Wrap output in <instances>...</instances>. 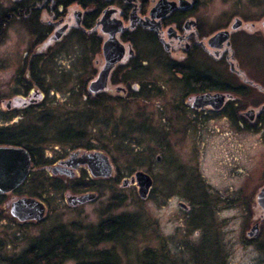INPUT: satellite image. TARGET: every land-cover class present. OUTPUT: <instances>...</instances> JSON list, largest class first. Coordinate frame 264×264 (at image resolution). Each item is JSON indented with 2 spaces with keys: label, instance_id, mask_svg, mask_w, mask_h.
Wrapping results in <instances>:
<instances>
[{
  "label": "rangeland",
  "instance_id": "obj_1",
  "mask_svg": "<svg viewBox=\"0 0 264 264\" xmlns=\"http://www.w3.org/2000/svg\"><path fill=\"white\" fill-rule=\"evenodd\" d=\"M198 1L199 14L207 16L215 27L230 24L234 16L257 26L264 18V0ZM18 36L21 35L11 33L2 41L0 65L8 64L13 54L6 51L11 47L23 49L20 43L24 41L14 43ZM250 42L249 52L243 57L252 66L249 70L261 67L257 80L264 85V50ZM157 70L160 72H151V82L161 80L162 88L134 104L119 100L96 107L94 103L72 99L55 105L57 114L48 128L50 132L39 141L27 142L37 146L30 147L33 153L42 154L40 167L59 155L94 149L108 157L112 173L107 178L91 177L84 182L87 175L83 172L73 179L60 176L46 180L40 168L33 170V177L46 180L43 186L39 187L40 180L30 179L16 193L1 199L0 264H12L29 246L60 228L82 241L81 255L88 251L96 256L106 250L114 264L263 263V253L246 245L244 239L249 225L258 217L253 196L264 177V122L258 129L231 134L225 122L220 125L214 121L218 127L213 133L182 136L174 107L179 84L163 69ZM9 76L8 69L0 70V129L6 128L5 134L33 124L28 119L15 124L3 114L4 104L15 89L3 80ZM67 90L68 87L60 88L55 94L65 95ZM77 94L78 91L74 95ZM245 103L247 107L264 106V98L256 100L248 93ZM47 111L53 112L49 108ZM95 145L99 147H91ZM136 171L153 180L152 192L145 200L139 199L137 189L130 184L122 186ZM85 192L94 193L95 200L83 206H67V197ZM20 196L43 199L47 208L43 219L20 225L12 220L7 215L9 205ZM120 216L132 221L131 230L116 241L91 246L87 236L96 225L105 218ZM263 239L264 230L260 241Z\"/></svg>",
  "mask_w": 264,
  "mask_h": 264
},
{
  "label": "flooded vegetation",
  "instance_id": "obj_2",
  "mask_svg": "<svg viewBox=\"0 0 264 264\" xmlns=\"http://www.w3.org/2000/svg\"><path fill=\"white\" fill-rule=\"evenodd\" d=\"M157 1L0 0V46L11 33L21 35L14 41L15 45L24 41L20 43L24 44L23 49L11 47L7 50L6 54L13 55L8 64L0 65V70L3 72L8 69L10 75L6 80L3 79L4 82L15 88L4 104L3 114L9 116L15 124L25 119L33 123L26 124V127L13 134H5L6 128L0 129V147H37L27 142L35 139L39 141L38 138L50 132L48 128L52 126V120L57 114L54 111L55 105L65 101L81 99L84 103H94L97 107L120 100L128 105L134 104L137 99H145L149 92H159L163 83L161 80L151 82L150 77L152 71L160 72L157 68L163 69L170 79L173 77L179 84V96L174 107L180 117L182 136H195L203 131L213 133L218 127L214 121H218L220 125L225 122L230 128L228 133L231 134H244L253 127L258 129L264 122V106L247 107L245 102L248 93L256 100L258 97L262 100L264 98V85L257 80V75L262 74L259 69L261 67L249 70L252 66L249 65V60H244L243 55L249 52V41L264 50L261 25L263 18L257 26L253 21L234 16L230 24H218L215 27L207 16L199 14L198 0H166L173 4L172 8L168 13L152 20L149 13ZM133 11L138 19L148 22L149 26L142 27L138 23L131 26L130 14ZM118 27L121 30L113 37L123 47L122 56L110 67L103 88L93 92L89 90L90 86L97 80L105 65L102 47L109 36L106 30ZM219 32L227 33L226 40L215 42L211 46L210 39ZM254 49L257 50L253 47L252 50ZM65 87L69 88L64 92L65 95H56L59 93L58 89ZM76 90L78 94L74 95ZM48 108L53 112L47 111ZM113 109L112 107L111 112ZM8 140L20 145L8 144ZM94 152L100 153L94 149L71 151L65 156L53 158L44 167H40L43 165L42 154L27 152L30 168L24 182L19 188L0 196L16 193L37 168H40L39 171L47 180L60 176L73 179L75 174L83 172L87 175L82 179L85 182L92 177L86 166L71 169L72 177L66 174L54 175L51 170L54 167L65 168L64 164L71 156ZM35 164V168L32 167ZM261 182L262 185L257 186L253 196L258 217L249 225L244 239L247 244H244L255 247L264 257V239L260 241L264 230V210L257 202V196L264 188V177ZM130 186L137 189L135 184ZM152 189L153 182L147 197ZM87 194L93 195V198L83 204L68 205V198ZM21 198L35 199L42 203L43 208L46 207L43 199L32 196H20L14 201ZM95 198L94 193L85 192L69 196L65 202L68 207H78ZM180 205L183 204H179V207L186 209L184 205ZM46 212L47 208L45 214ZM7 215L19 225L39 222H19L10 215L9 210ZM252 228L255 230L250 234ZM262 262L264 264V258Z\"/></svg>",
  "mask_w": 264,
  "mask_h": 264
},
{
  "label": "water",
  "instance_id": "obj_3",
  "mask_svg": "<svg viewBox=\"0 0 264 264\" xmlns=\"http://www.w3.org/2000/svg\"><path fill=\"white\" fill-rule=\"evenodd\" d=\"M173 4L166 2V0H158L157 3L150 10V18L153 20L159 18L172 8ZM131 26L134 23H138L142 27L149 26L148 22H143L136 17L135 12L133 11L130 14ZM102 23V22H101ZM104 26L105 23H102ZM120 25V24H119ZM262 29L264 32V18L262 20ZM121 27L111 30H106L108 33V39L103 45V54L105 58V65L103 70L100 72L97 80L91 84V91L95 92L99 89H102L105 85L106 76L108 75L109 70L117 60H120L122 56L123 47L117 42L114 34L117 31H120ZM227 38L226 32H219L210 39V44L213 46L215 42L225 41ZM251 113V112H249ZM155 160H159L156 157ZM66 167H54L52 168V174H66L69 177H72V170L78 166H86L90 175L94 178H107L112 173V167L109 163L107 156L102 153H88L82 154L79 156H71L69 160L65 162ZM30 166V158L23 148L20 147H0V195L6 194L19 186L24 182ZM152 179L146 173L136 171L133 176L128 180L125 179L122 182V186L127 184H135L137 188V195L140 200H145L152 186ZM93 198V195L87 194L80 197H72L67 199V203L70 206H75L83 204L84 202ZM257 202L260 208L264 210V188L260 191L257 196ZM183 206V205H180ZM42 203L32 198H21L17 201H14L10 204L9 213L10 215L18 220L19 222L26 221H40L45 214V208ZM255 229L252 228L251 233Z\"/></svg>",
  "mask_w": 264,
  "mask_h": 264
},
{
  "label": "trees",
  "instance_id": "obj_4",
  "mask_svg": "<svg viewBox=\"0 0 264 264\" xmlns=\"http://www.w3.org/2000/svg\"><path fill=\"white\" fill-rule=\"evenodd\" d=\"M8 144L20 145V143H16V141L10 142V140H8ZM22 148L27 150V152H31V148L28 146ZM35 166L36 164L32 167L35 168ZM34 174H36V172L32 171L29 179H31V181L38 179V181H41L40 184L38 183L39 187L43 186L47 179L44 177L45 180L40 176L39 178L37 176L33 177L35 176ZM29 179H27L26 182H28ZM2 198L3 197L0 196V206ZM132 227L133 223L127 217L105 218L96 225L92 233L88 234V241L91 246L111 243L119 239L124 233L130 231ZM79 240V238H74L71 233H67L63 228L52 230L42 238L41 241L24 250L20 256L12 261V264H63L68 260L76 261L75 264H113L110 259L111 254L106 250L100 251L96 256L90 255L91 252L88 251L81 255ZM84 259L85 261H83ZM86 259L89 260L86 261Z\"/></svg>",
  "mask_w": 264,
  "mask_h": 264
}]
</instances>
